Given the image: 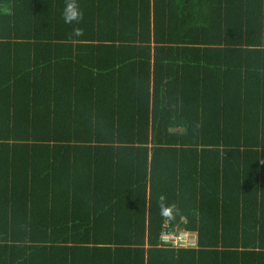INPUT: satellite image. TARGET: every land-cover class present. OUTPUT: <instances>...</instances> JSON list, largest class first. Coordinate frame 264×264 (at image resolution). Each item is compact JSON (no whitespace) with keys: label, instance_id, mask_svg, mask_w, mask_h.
Returning <instances> with one entry per match:
<instances>
[{"label":"trees","instance_id":"1","mask_svg":"<svg viewBox=\"0 0 264 264\" xmlns=\"http://www.w3.org/2000/svg\"><path fill=\"white\" fill-rule=\"evenodd\" d=\"M66 2L0 0V264H264V0Z\"/></svg>","mask_w":264,"mask_h":264},{"label":"clouds","instance_id":"2","mask_svg":"<svg viewBox=\"0 0 264 264\" xmlns=\"http://www.w3.org/2000/svg\"><path fill=\"white\" fill-rule=\"evenodd\" d=\"M62 16L66 24H72L73 22L79 23L82 19V12L78 8L76 0H67L62 10ZM74 35H81V29L76 28L74 30ZM161 201H163V197H161ZM160 209L162 216L170 217L172 207H166L163 202H161Z\"/></svg>","mask_w":264,"mask_h":264},{"label":"built area","instance_id":"3","mask_svg":"<svg viewBox=\"0 0 264 264\" xmlns=\"http://www.w3.org/2000/svg\"><path fill=\"white\" fill-rule=\"evenodd\" d=\"M162 241L176 248H189L195 245L196 238L187 232L164 231Z\"/></svg>","mask_w":264,"mask_h":264},{"label":"crops","instance_id":"4","mask_svg":"<svg viewBox=\"0 0 264 264\" xmlns=\"http://www.w3.org/2000/svg\"><path fill=\"white\" fill-rule=\"evenodd\" d=\"M196 248H197V240H196V243H195V245H194V246H192V247H189V248H188V250H189V249H196Z\"/></svg>","mask_w":264,"mask_h":264}]
</instances>
